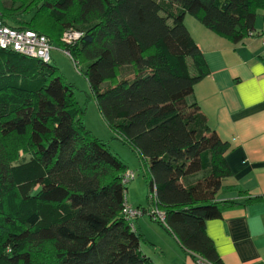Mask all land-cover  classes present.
<instances>
[{"label":"trees","instance_id":"obj_1","mask_svg":"<svg viewBox=\"0 0 264 264\" xmlns=\"http://www.w3.org/2000/svg\"><path fill=\"white\" fill-rule=\"evenodd\" d=\"M262 9L264 0H0V20L83 65L99 114L146 182L148 204L133 208L193 259L222 264L205 222L258 200L222 186L228 146L191 97L209 71L184 18L236 44ZM66 31L80 38L60 42ZM83 115L55 66L0 49V264H154L122 214L128 167Z\"/></svg>","mask_w":264,"mask_h":264},{"label":"crops","instance_id":"obj_2","mask_svg":"<svg viewBox=\"0 0 264 264\" xmlns=\"http://www.w3.org/2000/svg\"><path fill=\"white\" fill-rule=\"evenodd\" d=\"M185 22H189L188 31L209 71L194 85L191 97L206 117L208 127L228 146L223 157L231 176L223 180L222 186L238 187L258 200L226 209L219 219L206 221L205 233L222 264H264V45L260 38L264 32V9L256 15L252 34L236 44L206 30L200 29V34L194 35V28L199 30L197 26L187 16ZM218 199L244 198L237 199L236 192H223ZM128 204L138 206L133 201ZM141 217L134 222L140 233ZM145 238L148 243L144 244L163 257L162 246L163 251L154 240ZM175 249V255L181 251L192 261L202 263L178 243ZM140 250L156 264L154 254L151 255L154 252L141 244Z\"/></svg>","mask_w":264,"mask_h":264},{"label":"rangeland","instance_id":"obj_3","mask_svg":"<svg viewBox=\"0 0 264 264\" xmlns=\"http://www.w3.org/2000/svg\"><path fill=\"white\" fill-rule=\"evenodd\" d=\"M186 16L188 17V20L194 22L192 24L197 26L199 29L196 30L194 28V35H199L200 29L206 30V32L208 31L207 29H204V27L190 15ZM184 24L187 29L190 30L189 22H185ZM64 33L65 32H63L61 35L60 42H62ZM52 47L53 50L50 52V57L52 58L49 60V63L58 69L65 83L71 85L77 103L81 106V108L84 109L83 122L85 127L97 139L107 142L110 151L114 154H118L123 163L127 165L128 169L135 174L134 179L128 182L125 186L126 201H133L135 203L133 205H140L141 207L146 208V205L148 204L147 186L142 176V172L138 166L135 155L127 145L114 137L113 133L109 130L106 123L99 114L96 103L90 96L91 94L89 85L82 75L83 65L71 58L57 44H53ZM201 177L202 173L200 172L194 174L191 179L196 180ZM141 218L143 220L142 233L146 235L144 236L149 237L152 241L154 240L155 243H157V246H159L160 249L162 246L164 250V256L160 257L157 254L158 251L153 250V247L141 243V246H144V248H149L151 252H154L151 255L154 254V261L156 264H199L196 261H192L189 256L181 253V251L178 253L180 255H175V246H177V243L173 237L166 233L161 224L158 223L159 221L154 222L147 214H144Z\"/></svg>","mask_w":264,"mask_h":264},{"label":"built area","instance_id":"obj_4","mask_svg":"<svg viewBox=\"0 0 264 264\" xmlns=\"http://www.w3.org/2000/svg\"><path fill=\"white\" fill-rule=\"evenodd\" d=\"M252 32L249 34L251 35ZM80 38L78 31H66L63 34L62 42L70 45ZM261 42L264 45V32L260 35ZM0 49H10L24 56L39 59L45 63L51 59L50 52L52 45L49 40L40 34L30 30L14 29L3 24L0 20ZM135 174L127 169L123 176V183H128L133 180ZM122 214L127 220H132L142 215V213L124 204ZM163 220V213H156Z\"/></svg>","mask_w":264,"mask_h":264}]
</instances>
